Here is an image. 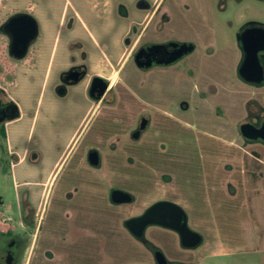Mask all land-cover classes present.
Masks as SVG:
<instances>
[{
    "label": "flooded vegetation",
    "instance_id": "flooded-vegetation-1",
    "mask_svg": "<svg viewBox=\"0 0 264 264\" xmlns=\"http://www.w3.org/2000/svg\"><path fill=\"white\" fill-rule=\"evenodd\" d=\"M47 1V105L60 110L64 117L75 118L57 134L68 142V149L64 152L59 148L54 168L45 178L40 173L31 176L17 170L22 158L13 144L7 151L2 149L0 174H11L26 193L17 198V220L7 212L5 201L0 200V212H6V223L13 224L7 230L0 229V264L24 261L41 215L30 188L44 186L48 187V195L51 190L45 202L48 261L54 262L55 254H60L61 264H100L99 215L105 206L111 212V207L122 205L113 201V192H126L111 187L102 207L105 147L109 153L119 152L118 146L105 143L163 139L164 126L177 124L180 111L191 109L194 93L207 99V93L220 86L213 82L211 63L212 45L220 40L216 26L229 24L224 21V13L245 2L264 6V0ZM34 11L33 6L22 10L0 0V129L6 130L5 140L10 137L18 112L16 104L9 100L11 90L17 86L15 78L27 76V68L35 69L41 53V26ZM22 16L35 20L36 32L30 34L27 21L15 22ZM235 40L242 55L238 67L241 81L264 87V23H245L236 31ZM246 45L250 50L257 49L258 66L263 72L259 83L246 82L241 76L248 56ZM2 81H7L9 87H2ZM179 92L185 93L187 99H181ZM248 116L245 124L262 127V117H254L251 112ZM245 141L264 144L261 139ZM94 156L99 157L97 165ZM36 157L33 153L26 162L34 164ZM61 176L60 189L55 192ZM173 217L177 225L178 219ZM39 227L40 222L37 232ZM186 227L200 237L197 244H185L176 230L159 223L148 225L143 235L135 238L148 249L156 264H186L170 260L148 236L153 228L174 233L194 260L205 239L190 226L188 215Z\"/></svg>",
    "mask_w": 264,
    "mask_h": 264
},
{
    "label": "rangeland",
    "instance_id": "rangeland-1",
    "mask_svg": "<svg viewBox=\"0 0 264 264\" xmlns=\"http://www.w3.org/2000/svg\"><path fill=\"white\" fill-rule=\"evenodd\" d=\"M47 3L7 0V4L22 10L35 8L41 26V53L35 69L27 68V76L15 78L17 86L11 90L9 100L16 104L18 112L9 139L3 140L0 147L1 159L2 149L7 151L13 144L22 158L17 170L31 176L40 173L43 178L53 170L59 148L64 152L68 149V142L57 134L75 118L64 117L60 110L47 105ZM224 21L229 24L216 26L220 40L212 45L211 74L213 82L220 86L207 93V99L194 93L191 109L180 111L177 124L165 125L163 139L158 142L149 138L148 142L105 143L118 146L119 152L109 153L105 147L100 185L102 207L111 187L131 193L135 201L111 207V212L109 206L101 211L100 264H156L125 223L159 201H172L182 207L190 226L205 239L192 260L177 235L164 228L150 229L149 238L170 260L186 264H264V144H248L241 134L249 112L264 119V87L241 81L238 67L242 55L235 40L236 31L245 23H264V6L245 2L238 8L230 7L224 13ZM7 81H2V87H9ZM178 95L187 99L183 92ZM33 153L37 155L35 163L26 162ZM61 180L62 176L55 192L60 189ZM30 190L41 213L40 232L37 226L22 264H61L60 254L49 262L45 253V202L49 201L51 190L49 195L47 186ZM25 193V187H18L11 174H0V200L5 201L4 207L13 220L18 218L17 198ZM0 214L1 219L9 217L6 212ZM12 226V222H0L1 230Z\"/></svg>",
    "mask_w": 264,
    "mask_h": 264
},
{
    "label": "water",
    "instance_id": "water-1",
    "mask_svg": "<svg viewBox=\"0 0 264 264\" xmlns=\"http://www.w3.org/2000/svg\"><path fill=\"white\" fill-rule=\"evenodd\" d=\"M17 21H27L30 34L37 30L36 22L29 16H22L17 18ZM248 56L241 70L242 78L249 83H259L263 80V72L258 66L257 49L250 50L246 45ZM241 133L245 139L256 141L261 139L264 141V123L261 128H257L252 124H244L241 126ZM93 162L95 165L99 162V157L94 156ZM112 199L117 204H130L133 202L134 196L131 193L117 190L113 192ZM173 216L178 219V224L173 222ZM172 218V219H170ZM168 220H171L169 222ZM187 214L179 205L168 202L160 201L151 206L144 215L139 217L130 218L125 226L134 237H141L150 224L159 223L168 228L176 230L181 236L183 242L187 245L197 244L200 240L198 235H193L186 227Z\"/></svg>",
    "mask_w": 264,
    "mask_h": 264
},
{
    "label": "trees",
    "instance_id": "trees-1",
    "mask_svg": "<svg viewBox=\"0 0 264 264\" xmlns=\"http://www.w3.org/2000/svg\"><path fill=\"white\" fill-rule=\"evenodd\" d=\"M6 139V130L3 128V129H0V146L2 144V141Z\"/></svg>",
    "mask_w": 264,
    "mask_h": 264
},
{
    "label": "built area",
    "instance_id": "built-area-1",
    "mask_svg": "<svg viewBox=\"0 0 264 264\" xmlns=\"http://www.w3.org/2000/svg\"><path fill=\"white\" fill-rule=\"evenodd\" d=\"M0 222L1 223H6L5 219H1V217H0Z\"/></svg>",
    "mask_w": 264,
    "mask_h": 264
}]
</instances>
